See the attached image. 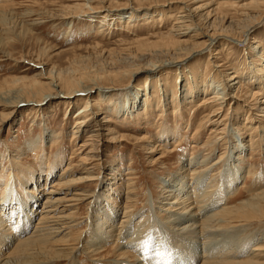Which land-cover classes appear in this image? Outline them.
<instances>
[{"label": "rangeland", "instance_id": "rangeland-1", "mask_svg": "<svg viewBox=\"0 0 264 264\" xmlns=\"http://www.w3.org/2000/svg\"><path fill=\"white\" fill-rule=\"evenodd\" d=\"M254 1L204 0L203 2L195 1L193 4L184 3V0H0V172L3 167L6 168L7 173L19 174L26 173L32 168L36 172L50 165L54 168L53 171L52 168L44 169L45 174L52 175L49 176L48 181H45V178L44 182L41 181L43 186L40 190L44 195L35 208L28 207L26 204L10 205L14 209H11L4 217H8V221L12 219L11 225H14V228L8 223H3L4 230L11 233L8 236L14 237L9 244L10 247L15 248L17 236L23 239L28 234H33L35 228L44 230L45 224L38 223L42 222L40 219L47 197L58 201L55 205L51 204L53 208L50 206V209H53V216L67 215L69 217L72 214L71 218L69 217L70 220L68 219V225L73 223V228H68L61 220L59 221L60 230L65 234L71 231V237L80 231L82 233L81 247L78 248L75 256L57 260L52 264H144L143 262L145 264H204L203 252L205 251L202 250L204 247L208 249L215 247V250L223 251L224 244H226L225 248L238 246V249L247 245L245 250L250 254L248 244L252 245V239L255 236L260 239L257 240L258 242L264 244V240H261L264 238V216L260 215H255V218L247 222L236 220L231 225L232 228L225 227L221 231L209 228L210 232L205 234L198 228L201 216L183 215V218H191L190 225H193L192 228L187 229V233L172 231L165 224L168 216L165 212L168 208L165 203L171 201L168 199L174 198L171 196L166 200L165 186L178 174L185 175L188 180L185 183L187 190L180 187L179 191L182 194L190 191L191 189L188 188H193L195 185L201 188L207 187L214 175L213 181L219 184L218 189H226L227 185H233V192H236L232 196L228 195L229 200L226 199L225 205L223 203L218 206L220 211L224 206L236 210L249 201V203H256L258 200L252 199H257L258 197H255L261 193H263L264 201V118L255 111L256 102L247 96L256 89L254 90V87L250 85L251 80L246 74L243 76L239 97L242 100L248 99L249 101L246 102L249 106H245L246 103L236 98L228 102L230 106L226 110L230 108L229 123L226 127L227 131L222 135L217 133L224 129L225 125L219 123L224 120V117L218 122H213L214 118H211L212 111L209 106L197 107L205 97L203 92L201 94L197 92L191 104L185 102L181 109L174 111V108L170 106L172 100L170 92L177 93L184 90V83H178L177 90H175L177 85L174 84L176 80L183 78L184 71L188 75L187 79L191 78V73L196 79L198 67L204 69L206 65L210 68L214 65L213 70H218L215 75L216 80L221 83L224 72L231 69L233 60L241 62L242 59L246 62L242 64V67L246 64L247 67L242 71L251 70L254 64L258 66V69L262 68L264 62L260 63L261 66L257 64L259 62L255 52L259 50L257 40L262 39L264 43V20L256 24L257 28L255 27L250 35H248V29L252 25L243 21L246 19L243 16L244 13L249 14L247 16L249 18L257 15L264 16V1L259 5L252 4ZM205 3V8L198 12V16L201 17H199L202 28L200 32L203 33V37L190 38L187 44L174 47L172 52L183 58L184 54L193 52L196 42L206 40L204 35H212L215 31L221 32L220 29H225L226 32L222 33H227L239 43L233 46L230 54L229 51L221 53L220 43L212 45L211 49L205 50L199 58L185 62L184 66L178 69V76H173L171 80L165 78L159 80V84L162 83L164 87L157 83L151 84V91H155L156 86L159 90L165 91L162 94L169 106L163 114L158 113L159 102L154 99L152 101L154 107L149 108L151 104L148 101V107H146L148 113L142 114L145 98L137 95L135 88L143 83V79L148 74L140 75L127 89L124 88L127 85L125 81L126 85L116 86L120 89L117 91L94 93L92 97L85 92L88 98L86 96L70 99L58 97L50 103L38 105L43 95H55L60 92L61 89L55 88L52 82L59 81L62 77L76 80L75 86L78 89L83 88L84 91L91 86L109 89L114 86L112 80L108 79L111 72L117 69L134 70L136 66L146 69L156 55L165 53L167 48L160 45L159 38L171 29L172 23L179 21L176 28L181 25H185V28L186 26L187 28L196 27L190 19L179 18L181 17L179 12L182 9L188 12L186 7L194 9ZM209 12L212 13L210 17ZM186 16L189 17V14ZM215 19L217 25L214 28ZM176 28L174 29L178 30ZM254 48L257 49L253 52ZM187 68L190 70H186ZM176 70L173 69V72L175 73ZM212 77L213 73L210 78ZM20 79L22 81H18ZM34 79L44 86V89H40L39 85L32 90L35 100L22 97V90L27 88ZM201 81L197 78V82ZM212 82H215L214 79ZM214 85L217 84L214 83ZM148 87L149 85L147 90ZM180 88H182L181 91ZM132 96L137 97L136 105L141 103V107L135 105L129 108L132 105L130 101ZM102 97L107 100H102ZM108 98L111 99L108 100ZM19 100L37 104L15 107L14 104ZM66 101H73L74 108L65 110L63 103ZM87 102L90 106L84 110ZM234 102H239V105L234 106ZM116 104H120L116 110L124 109L125 116L122 115L123 112L121 116L118 115L119 112L111 111L115 110ZM234 108H236L235 113L232 112ZM239 111L241 112L238 114ZM226 113L227 111L224 112ZM248 114L251 115V119L244 124L242 121L247 119ZM104 120L106 124L103 123ZM106 125L114 129V132H118V135H122L120 138L123 139H112ZM77 127L80 129L78 130ZM233 129L238 130L237 133L240 138L242 137L245 150L237 153L236 169L234 174H231L230 167L227 166L230 152L223 153L226 147L235 152L240 146L239 136H236L238 143L231 137ZM212 130L217 133H213ZM91 135L95 136V140L88 142ZM177 141L178 144L175 145ZM32 142L36 143L33 148L30 147ZM232 143L234 149H232ZM83 144L84 146L81 147ZM221 154H223L222 158L224 157L222 162H219L215 169L213 167L204 173L208 167L202 168V165L218 162ZM205 159L207 161L203 164H197ZM9 161L14 163L13 171L7 169L10 166ZM185 168L188 169L187 173H184ZM196 169V176H194L193 172ZM246 174L248 175L243 178L242 176ZM231 175L238 176V179L226 182ZM3 176L6 177L5 173L0 174V180L4 178ZM87 176L92 180L85 184L78 182L79 178L86 179ZM198 177L200 179L203 177L200 183L197 181ZM73 181L78 184L61 188L58 185V183L61 185ZM58 188L59 192L52 196L47 194L50 191H58ZM74 190L79 192L87 190V197H81L85 201L61 202L62 199L75 196ZM108 196L116 200L115 205L118 208V217L113 222L115 227L100 225L96 229V219L93 218V214L91 215L92 208L95 207L94 211L97 213H100L104 206L108 210L109 207L105 203L106 200L110 201ZM70 204L74 206L71 207ZM217 211L213 209L208 215H213ZM202 217L208 216L202 215ZM144 223L146 224L142 227ZM139 226L142 233L138 232ZM46 227L53 229L49 225H46L45 229ZM122 227H125L123 231ZM23 228H26V231ZM93 228L102 233L101 237L106 239L102 249L94 245L95 243L101 245L102 241L97 242L96 236L89 233ZM105 233L108 235H103ZM173 233L182 234L180 236ZM145 241H149L147 247H145ZM130 244L133 246L130 247ZM55 245L57 244H54V248L57 247ZM9 246L0 252L2 253L0 257L3 258L0 264H6L4 262L8 260L9 252L13 250H8ZM119 249L125 250L129 257H119ZM36 263L39 264L37 261L28 264Z\"/></svg>", "mask_w": 264, "mask_h": 264}, {"label": "bare ground", "instance_id": "bare-ground-1", "mask_svg": "<svg viewBox=\"0 0 264 264\" xmlns=\"http://www.w3.org/2000/svg\"><path fill=\"white\" fill-rule=\"evenodd\" d=\"M195 1L203 2L204 0H184V3H193L194 4ZM263 1L264 0H255L254 2H252V4L255 3V4L259 5L260 3H263ZM234 4H236V3H234ZM205 6H206V3L200 4V6H197L194 9L192 7L191 8L186 7L185 9H188V12L182 11L183 9L179 12L180 13L179 16H181L179 18L188 19V20L190 19L191 23L195 24L196 27L187 28V26H186V28H185V25L180 24L181 27L176 28V26H178L177 22H179V21L172 23L173 25L171 26V29L168 30L166 33H163V35H161V37L159 38L160 39V42H159L160 45L167 48L165 50V53H163L161 55H159V54L156 55L154 57V60L149 62L150 64L146 69H144V68L142 69V68H140V66H136L134 70L117 69V70L111 72L110 76H108V79L112 80V83L114 86H112L109 89H104L101 87L95 88L94 86H91L87 89V91H84L83 88L78 89L75 86V84L77 83L76 80H70V79H66L65 77H62L59 81L52 82V85L55 88L61 89L60 92L55 94V95H52V94L43 95L39 101L41 103L38 105L42 106L44 103H50L51 100H53L54 98H58V97H61V98L64 97L66 99L77 98L79 96L80 97L81 96L87 97V95L89 97H92V94H94V93L100 94V93H104V92L120 90L116 86H122V85H126V84L127 85L124 88L127 89V88H129V86H131V82L135 81L140 75H147L148 74V76L143 79V81H142L143 83H141L138 87L135 88L136 92L138 93L137 95H140L142 98L143 97L145 98L144 99V110L142 111V114L144 113V115H146L148 113L146 110V107H148L147 106L148 101H150V104H151V107H149V108H152L153 99L159 102V105L157 106V108H158L157 111H159L158 113L163 114L165 112V110H167V106H169L168 104H166L165 96L162 94V92H165V91L159 90V88H157V86L155 87V91H151L150 90L151 84H153V83L159 84V80H161L162 78H165L166 80H171L173 78V76H178L179 74L177 73V71H178V69L180 70L181 67L184 66L185 62L199 58L200 56L203 55V52L205 50L211 49L212 45H216V44L220 43L222 46V47H220L221 49H219L221 51V53H223L224 51L227 53L229 51V54H230V53H232L233 48L239 43L238 40H236L233 37H230L227 33L223 34L222 32H226L225 29L224 30L220 29V30H222L221 32L215 31L214 34H212V35H204V38H206V40H203L202 42H196V45H194L193 52L184 54L183 58H180L179 55H175L173 53L174 47H178L179 45L187 44L190 38H197V37L201 38V37H203V33L200 32L202 30L201 25H200V21H201L200 18L201 17L198 16V12L200 10L202 11L205 8ZM218 7H220V5ZM218 7H216V8H218ZM261 9L263 10V8H261ZM218 12H219V9H218ZM187 14H189V17L186 16ZM211 14L212 13L209 12L208 16L210 17ZM78 15H80V14H78ZM216 15H218V14H216ZM73 16H75V15L73 14ZM243 16L246 17V19H244L243 21L246 24L250 23L252 25V27L248 25L250 27V28L248 27L249 28L248 29V35H250V32L254 31L253 29L256 27V24H259V22H262L264 20V16L258 17V15H257V16H254L252 18H249V17H247V16H249V14H247V13H244ZM196 18H198V19H196ZM162 21H163V19H162ZM187 25H190V24H187ZM197 25L200 28H198ZM216 25H217V20L215 19L214 28L216 27ZM174 28H176L178 30H175ZM257 41H258L257 42V44H258L257 48L259 50L257 53L255 52V56L259 62L257 64L261 66L260 63L264 62V43H263L262 39H259ZM256 49L254 48L253 52ZM243 63H246V62H244L242 59H241V62L233 60L232 64H231V69L228 70L227 72H224L225 74L222 76L223 81L221 83H219V81L217 82V80H216L215 75H216L218 70H215V71L213 70L215 68L214 65L211 66L212 68L208 67L207 65L204 69L202 67L201 68L198 67V70L196 71V74H197L196 79L193 77L192 73H191V78L187 79L188 75L185 74V71L182 72L183 78L181 80H176V82L174 84L177 85L175 87L176 88L175 90H177L178 83H180V84L184 83V90L182 92H177V93L173 92V91L170 92L171 93V99H172L170 101L171 108H174V111H176L179 108L181 109L182 105L185 104V102H186V104H191V102H192L191 100L197 96V94H196L197 92H198V94H201V92H203L202 94L205 95V97L202 98L203 101L200 104L198 103L197 107L202 108L204 106L205 107L209 106L211 111H212L211 112V118H214L212 120L213 122H218L220 118L224 117L223 118L224 120H222V121H225L226 123L225 122L222 123V121H219V123H221L222 125L223 124L225 125L224 129H221L222 131H219L218 133H217V131L212 130L213 133L216 132L217 135L218 134L222 135L223 132L227 131L226 127H227V124L229 123V116H230L229 109L230 108L226 110V108H228V106H230L228 102L233 101V98H236V99H239V101H243L244 103H246L245 106H247V107L249 106V104H247V102L249 101L248 99L242 100L239 97L240 96V87H242L243 78H244L243 76L246 74L247 78H249V80H251L250 85L254 87L253 88L254 90L256 89L255 92L251 91V93H249L247 96L249 98H251L250 100L256 102L257 105L255 106V111L257 113H259L262 116V118H264V115L262 114V113H264V93H263L264 92V65L262 66L261 69H258V66L254 64V68H252L251 70L242 71L247 67V64L244 67H242ZM219 66H217V67H219ZM173 69H177L175 73L173 72ZM186 70L189 71L190 68L189 69L187 68ZM220 72H222V71H220ZM212 73H213V77L210 78ZM197 78L201 79L202 81L197 82ZM213 79L215 82H212ZM18 81H22V80L20 79ZM125 81H127L126 84H124ZM214 83L217 85H214ZM253 83H254V85H253ZM230 84H232V85H230ZM39 85H40V83L36 79H34L27 88L22 90V97H26V98L35 100V97L32 95L31 92L35 87H38ZM148 85H149V87L147 90ZM159 86L164 87V85L162 83H160ZM39 87H40V89H44V86H42V85H40ZM170 87L171 86H169V88ZM210 88L211 89L214 88V90L212 89L213 90L212 91V90H210ZM181 90H182V88H180V91ZM85 92L87 95L85 94ZM136 98L137 97L133 98V96H132V98L130 99V101H132V105L130 107L128 106L130 109H131V107L135 106L138 103L136 101ZM109 99H111V98H108V100ZM102 100L105 101V100H107V98L102 97ZM182 100H184V101L182 102ZM26 104L29 106H36L37 103L24 102V101L19 100V102L17 101V103L14 105H15V107H21V106H24ZM63 104L65 106L64 109L67 111L69 109L70 110L73 109L75 106L73 104V101H66ZM119 105L116 104L115 110L113 109L111 111L119 112L118 115H121L123 112L122 115L125 116L126 113H124L125 112L124 109H122L121 111H119V109H118V111L116 110ZM138 105H140V107H141V103H139ZM138 105H136V106H138ZM233 105L237 107L239 105V102H234ZM89 106H90V103L87 102V104L84 106V108H85L84 110L88 109ZM250 107H251V105H250ZM137 108L139 109V107H137ZM235 109L236 108H234L232 112L235 113ZM225 111H227L226 114H224ZM241 111H243V110H241ZM241 111H239L238 114ZM249 113L252 114L251 112H249ZM250 114L247 115V119H244L242 121V122H244V124H247L246 121L248 119H251ZM107 119L109 120L108 117H107ZM82 120H84V119H82ZM252 120H253V118H252ZM104 121H103V123L106 124V121L105 122ZM82 123H83V121H82ZM212 124H215V123H212ZM107 127H108V129H107L108 134L112 139H116V140H118V139L122 140L123 139V138H120L122 135L121 136L118 135V132H114V129L112 130L111 127H109V126H107ZM77 129L79 130L80 128L77 127ZM233 130L234 131L231 133V137L234 139L235 142L238 143V138H236V136H239V138H240V135L237 133L238 132L237 129H233ZM236 134H238V135H236ZM75 135H76V133H75ZM90 137H89L90 139L88 140V142H90V141L93 142L95 140V138H94L95 136L91 135ZM163 137H165V136H163ZM241 138H240V140H241L240 146L236 148L235 152L229 150V147H226L225 152L223 153V154H225V153L230 152V158H229V161L227 163V166L230 167L231 174H234L235 169H236L235 162L237 159L235 157H236L237 153H241V152H243V150H245V149H243V148H245V145H243V141ZM35 144L36 143L32 142L30 144V147L31 148L35 147ZM176 144H178V141L175 143V145ZM85 145H86V143H85ZM83 146H84V144L81 147H83ZM232 149H234L233 143H232ZM93 150H95L94 144H93ZM223 154H221V156L219 157L218 162L213 163V164L210 163V164L202 165V168L208 167L204 173H207V171L213 167L215 169L217 164L219 162H222V160L224 159V157L222 158ZM192 158H194V156ZM205 161H207V160L205 159L202 162H199L197 164H203V162H205ZM186 162H187V160H186ZM83 163H85V161ZM189 163H191V162H189ZM9 165H10L9 168H7V169L10 171H13L14 170V163L12 161H9ZM45 168L46 169L52 168V171L54 170V168L50 165V166H46V167L39 169L38 172H36L32 168V169H28L26 173L19 174V173H14V172L7 173L6 168L5 167L2 168L0 174L3 175V173H5L6 177L3 176L4 178L0 180V252L4 251V249L9 246L11 241L14 240V237L8 236V234H11V233L10 232L7 233L4 230V226H3V223H6V224L8 223L9 225H11L12 219L8 221V217H4V216H6L11 209H14V207L10 206L11 204H13V205L26 204L28 207L34 206V208L37 206V203H39L42 200V197L44 195V194H42V191L40 190L41 187L43 186L41 184V181L44 182V178H45V181H48L49 176L52 175V174H48V173H47L48 175L45 174V172H44ZM214 169H213V171H215ZM221 171H222V169H221ZM187 172H188V169L185 168L184 173H187ZM196 172H197V169L194 170V172H193V174H195L194 176H196ZM249 172L250 171H248V173ZM218 173H220V171H218ZM247 175L248 174H246L245 176H242V177L245 178ZM91 176H92V174H91ZM214 176H212L211 181H210L211 186H209L210 185L209 184L207 187L201 188V187H199V185H195L193 188L192 187L188 188V189H191L188 192L186 191L187 188L185 187V185H186L185 183H187L186 182L187 178L185 175H181V174L179 175L178 174L174 180L172 179L171 182H169L165 186L166 187L165 189H167V190H165L166 191L165 194H167V197H165L166 200L168 199V197H171V196L174 197L172 199H168L171 201H168L167 203H165L166 207H168L165 210V212L168 214V216L165 220V224L167 225L168 228H170V230H172V231L174 230L176 232L187 233V229L192 228L193 225H190L191 218H189V219H186L185 217L183 218V215H185V216L190 215L191 217H193V216L194 217H200L201 216L200 217V224H199L198 228L201 232H203V234H205L206 232H210V231H208L209 228L216 229L217 231H221L222 229L224 230L225 227L226 228L227 227L232 228L231 225L236 220H239L241 222H247V221L255 218V215H260L262 217L264 216L263 193L256 196L255 198L258 197L257 199H254V198L252 199L254 201L258 200V202H256V203L255 202L249 203L250 202L249 201L248 203L243 204L240 208H237L236 210H231L230 208L228 209L227 206H224L220 211L218 209V206L223 205V203L226 201V199L229 200L228 195L232 196L235 194L236 191L233 192V185H227L226 189H218L219 184H216L217 182L214 183V181H213ZM87 177H86V179L85 178H83V179L79 178L78 182L85 184L86 182L92 180L91 177H88V178ZM199 177L197 178L198 179L197 181H199V183H200V181L203 180L204 176L201 177V179ZM236 179H238V176L231 175L226 179V182H230V181H233ZM239 179H240V183H241L242 182L241 176L239 177ZM75 181L65 183V184L62 183L61 185L58 183V185L60 186V188L62 186H75V184H78V182H75ZM180 187L183 189H186L185 190L186 192L184 191L186 194L180 193V191H179ZM52 188H54V186H52ZM74 191L75 192L73 195H75V196H73L70 199H62L61 202H68V203H74L75 202L76 203V202H81L83 200V199H81V197H83V198H84V196L87 197V194H88L87 190H86L87 193H86V191H80V192L77 190H74ZM56 192H59V188H58V191L57 190L50 191V192H47V194L49 196H52ZM6 194H7V196H5ZM210 197H211V199H210ZM108 199L110 201H108V200L105 201L106 206L109 207L108 210H106L105 206H104L103 210L100 213H97L94 211L95 207L92 208L91 215L93 214V218L96 219V229L100 225L101 226L103 225L106 227H115V226H113V222L118 217V208L115 205V203H116L115 199L110 198V196H108ZM83 201H85V200H83ZM56 202H58V201L52 200V198L47 197L45 204H44V207H43V210H42V214H41L40 220L42 222L38 223L39 225H41V224H45V226L49 225V226L53 227V229H49V227L48 228L46 227V229H45V226H44V230L35 228L36 230L33 232V234L27 235L29 237L25 236L22 239V238L17 236L16 237V240H17L16 246H14L15 247L14 249H13V247L9 246L10 248H8V250H11V249H13V250H11L9 252L10 253L9 255H8V253H6L8 255V260H5L4 263H6V264H28V263H35L37 261V262H39V264L40 263L52 264V262H55L57 260L64 259V258L70 259L72 256L73 257L75 256L76 251L78 250V248L81 247V241L80 240L82 237V235H81L82 233L80 231V233H78V234L75 233L74 237H71V235H70L71 231L65 234V233H63V231L60 230L61 225H59V221H61V220L64 222L65 225L68 226V228H73V226H72L73 223H72V225H68L72 214L69 216L70 218L67 217V215L66 216L65 215H62V216L59 215L57 217H55L56 215L53 216L52 215L53 209H50V206L52 207L51 204L55 205ZM224 205H225V203H224ZM70 206L72 207L74 205L70 204ZM23 207H25V205ZM129 209H131V208L129 207ZM213 209L218 210V211L215 212L213 215H211V214L208 215L209 211H212ZM198 210H200V211H198ZM204 211H208V212L205 213ZM27 212H28V210H27ZM19 213H20V211H19ZM19 213H18V215H19ZM34 213L35 212H33V214ZM29 214H31V212ZM202 215H205L208 217H202ZM20 216H21V214H20ZM128 218H129V216H128ZM25 219H27V218H25ZM125 222L127 223V221H125ZM138 223H139V221H138ZM142 223H143V220H142ZM139 224H141V223H139ZM145 224L146 223L142 224V227L145 226ZM26 226H27V224H26ZM67 226H66V228H67ZM75 227H77V225ZM136 227H137V225H136ZM26 228H23V230L26 231ZM124 228L122 229V231L124 230ZM96 229L93 228V230L89 231V233H92L96 236L97 242L100 240L102 241L100 243L101 245H99L97 243L94 244V245H96L102 249V248H104V245L106 244V239L103 238V236L101 237L102 233L100 234L99 232H97L98 230H96ZM104 229H105V227H104ZM138 229H139V231L138 230L137 231L139 233L143 232L141 230L140 226L138 227ZM239 229L236 228V230H239ZM236 230H234V231H236ZM107 232L109 233V231H107ZM121 233H120V235H121ZM182 233H177V234L173 233V234L174 235H180ZM106 234L107 233H105L103 235H106ZM125 234H127V233H125ZM135 235H136L135 237H137V234H135ZM121 237H122V235H121ZM132 238L134 239V237H132ZM252 240H250V242L252 241V245L254 246V250H252L253 246L249 243L248 247L250 248V251H251L250 254L248 253V251L245 250L247 245H246V247L241 246V248H243V249L240 248L241 249L240 250V249H238V246H236L235 248H225L226 244H224V245H222L224 247V248L222 247L223 251H217V250H215L216 249L215 247L212 249L211 248L208 249V248L204 247L202 249L205 251V252H203V258L205 259L204 264H264V254H263L264 253V244H262V242H258L257 240H260V239H258L256 236ZM261 240H264V238H261ZM133 242H131V243H133ZM55 243L57 244V245H55L57 247L54 248ZM208 243H211V242H208ZM215 245H216V243H215ZM131 246H133V245L130 244V247ZM212 250H214V251H212ZM255 253H258V254H255ZM1 254L2 253H0V255ZM7 255H6V257H7ZM118 256L121 258L129 257L128 253L125 252V250L123 251L122 249H119ZM259 257H262V258L260 259ZM2 259L3 258L0 257V261ZM143 263L145 264V262H143ZM191 263H193V262H191Z\"/></svg>", "mask_w": 264, "mask_h": 264}, {"label": "snow or ice", "instance_id": "snow-or-ice-1", "mask_svg": "<svg viewBox=\"0 0 264 264\" xmlns=\"http://www.w3.org/2000/svg\"><path fill=\"white\" fill-rule=\"evenodd\" d=\"M149 241H145L144 244H145V247H147Z\"/></svg>", "mask_w": 264, "mask_h": 264}]
</instances>
